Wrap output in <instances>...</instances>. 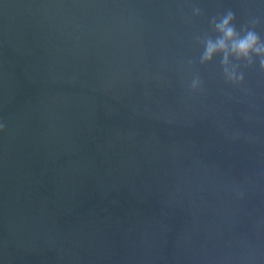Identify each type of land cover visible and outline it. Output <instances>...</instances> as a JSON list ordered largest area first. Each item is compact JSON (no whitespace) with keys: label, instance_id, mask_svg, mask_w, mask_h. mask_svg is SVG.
Instances as JSON below:
<instances>
[{"label":"water","instance_id":"obj_1","mask_svg":"<svg viewBox=\"0 0 264 264\" xmlns=\"http://www.w3.org/2000/svg\"><path fill=\"white\" fill-rule=\"evenodd\" d=\"M228 10L264 40V0H0V264H264V72L200 63Z\"/></svg>","mask_w":264,"mask_h":264},{"label":"clouds","instance_id":"obj_2","mask_svg":"<svg viewBox=\"0 0 264 264\" xmlns=\"http://www.w3.org/2000/svg\"><path fill=\"white\" fill-rule=\"evenodd\" d=\"M194 15H199V9H194ZM235 14L228 10L219 19L213 18L210 24L213 30L218 34L215 39L208 37L205 40L204 51L200 57V63L206 64L212 61L215 53L221 55V67L223 75L228 84L238 87L244 82L243 72H238L239 63H230L231 56L237 62H244L246 66H251L255 60H258L259 69L264 72V40L254 30L257 21L252 22L251 27L242 26L237 30L233 23ZM201 90V80L197 76L192 79L189 85V91L195 93Z\"/></svg>","mask_w":264,"mask_h":264}]
</instances>
